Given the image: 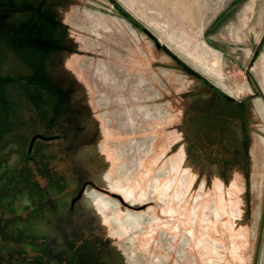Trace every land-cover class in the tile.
Instances as JSON below:
<instances>
[{"label": "rangeland", "instance_id": "obj_1", "mask_svg": "<svg viewBox=\"0 0 264 264\" xmlns=\"http://www.w3.org/2000/svg\"><path fill=\"white\" fill-rule=\"evenodd\" d=\"M0 264H264V0H0Z\"/></svg>", "mask_w": 264, "mask_h": 264}, {"label": "flooded vegetation", "instance_id": "obj_2", "mask_svg": "<svg viewBox=\"0 0 264 264\" xmlns=\"http://www.w3.org/2000/svg\"><path fill=\"white\" fill-rule=\"evenodd\" d=\"M32 141V140H31ZM30 144H31V142H30ZM31 147V146H30ZM29 147V149H28V151H30L31 150V148Z\"/></svg>", "mask_w": 264, "mask_h": 264}]
</instances>
